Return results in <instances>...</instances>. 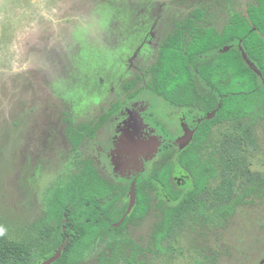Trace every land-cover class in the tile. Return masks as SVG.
<instances>
[{"label": "rangeland", "instance_id": "1", "mask_svg": "<svg viewBox=\"0 0 264 264\" xmlns=\"http://www.w3.org/2000/svg\"><path fill=\"white\" fill-rule=\"evenodd\" d=\"M254 2L0 0V227L6 229L0 241L38 243L47 198L71 169L67 112L75 122L94 119L108 106L132 62L154 59L156 43L146 48L142 40L150 25L141 31L135 23L144 7L157 22L162 11L173 20L201 7L222 28L233 12L245 13ZM137 32L140 37L133 35ZM106 73L114 74V80L101 78ZM134 108L140 111V104ZM156 112L172 127L177 124L170 114L175 111L162 101ZM131 120L118 128L119 137L124 135L112 156L114 172L126 177L141 172L146 165L137 159H152L161 144L158 136L149 135L152 131L145 133ZM208 144L204 156L218 170L206 193L209 202L232 199L236 209L224 226L182 221L154 264H264V184L245 193L258 182H253L256 175H261L256 180L264 179V118L223 123L214 128ZM88 149L96 155L99 145L91 143ZM177 171L186 186L187 176ZM214 196H220L219 202H211ZM148 230L138 226L136 236L143 239ZM99 256L94 250L76 264H125L101 262Z\"/></svg>", "mask_w": 264, "mask_h": 264}, {"label": "trees", "instance_id": "2", "mask_svg": "<svg viewBox=\"0 0 264 264\" xmlns=\"http://www.w3.org/2000/svg\"><path fill=\"white\" fill-rule=\"evenodd\" d=\"M205 12L195 8L176 36L174 31L166 37L147 80L138 73L125 81L126 98L113 101L99 123L75 122L70 114L66 116L70 172L47 198L43 228L39 239L34 237L38 243L3 237L0 264H42L60 248L62 254L52 264H76L94 250L99 251L101 262L154 264L182 221L228 223L237 203L232 199L217 205L209 202L206 193L218 170L204 154L215 126L264 118V0L252 3L247 14L233 12L222 29L193 25L184 32L185 22L190 26L201 21ZM142 93L153 98L160 95L195 118L201 113L205 116L186 143L157 119L166 141L152 157L151 167L131 184L126 178H110L84 154L82 145ZM169 137L177 139L176 143L168 141ZM178 168L188 174L186 186L175 179ZM260 176L254 177L253 182H258L247 187L246 194L264 184V179L256 180ZM133 187L135 202L129 210ZM219 197L211 202H219ZM239 200L243 203L242 196ZM141 225L149 229L143 239L136 236Z\"/></svg>", "mask_w": 264, "mask_h": 264}, {"label": "flooded vegetation", "instance_id": "3", "mask_svg": "<svg viewBox=\"0 0 264 264\" xmlns=\"http://www.w3.org/2000/svg\"><path fill=\"white\" fill-rule=\"evenodd\" d=\"M163 1L164 0H161V3ZM168 1H171V0H168ZM145 8L146 7H144V11L141 12L139 19L135 23H136V26L139 27V30L141 31L145 29V27L150 25V30L148 31L144 30L145 37L142 40H144L145 43L143 44V46H146V48L149 46L150 42L153 41L156 43L154 59L150 60V58L148 57V58H144L145 60L138 61L137 63H134L133 61L132 62L133 64L130 66V73L127 76L122 77L121 82L119 84L120 86L118 90L114 92V94L112 95L108 106L103 107L102 110L100 111V114L94 119L82 121V122L94 121L95 123H99L101 121L100 120L101 117L103 116V114H105V112L108 110L109 106L112 104L113 101H115L118 98H123V99L126 98L128 93H126L122 87L125 81L135 78V76L138 73H142L144 76V80H147L148 69L158 60V56L162 50V44L166 40V37L171 35L174 31H175L174 36H176V31L179 30L178 28L181 26V24L187 18L193 16V13H192L193 10H192L178 17H173L171 18L173 20H170L167 18L168 16L166 12L162 11V14L160 15V19L157 22V21H152V16L155 19V14L152 15L151 11H148V12L145 11ZM244 14H247V11ZM172 15L173 14H170L169 16H172ZM213 19L214 17H212V15L206 11L205 18L203 20L192 22L190 26H188V22H185L184 32L192 29L193 25L195 26L203 25L204 27L215 26L216 28H218L215 25ZM132 27H135V26H132ZM219 29H222V28H219ZM131 30L133 31V28ZM133 35H135L136 37H140V32H137ZM103 76H108L111 81H113L115 77L114 74L112 73L101 74V78H103ZM159 101H162L165 105L168 106V108H170L172 111H175L173 113H170L171 116L177 117V124L174 127L171 126V124L169 123L166 117L164 118L156 112V106H157V103H159ZM147 103H149L148 108H146ZM135 104H140V107H141L140 111L134 108ZM68 114L70 113L67 112V115ZM193 115H194L193 113L187 110H182V109H179L177 106H172L170 102H168L164 97L162 98L160 95L153 98L152 96L150 97V94L148 93H142L138 95L137 97H135L133 100H129L124 108L120 109L119 112H116L114 117L110 118L105 124H103L98 130L96 137L85 139L82 145V149L84 151V154L88 156L89 158H91L92 160H94L98 167H102L103 171L107 172V175L110 178H119V177L126 178L130 181L131 184H133L134 182H136V180L138 181L139 179L138 175H140L141 173H143L144 171L148 170L151 167L153 159H150V158H148L147 160L146 159L142 160L141 158L137 159L138 161L143 162V166L145 165L146 166L141 172L131 177H126L123 173L116 174L114 172L115 165L112 162V156H113V153L117 151L115 149L117 147L119 148V145H120L119 141L121 140L120 137L124 135V134L122 135L121 133V136L119 137L118 128L121 126L123 127L126 121H129L130 119H132L130 123H133L134 121H136L135 123L136 127H139L140 129L145 130L144 131L145 133H149L147 131H152L149 133V135L158 136V140H160V142L163 144L166 141V138L164 137V135L161 134L162 130L160 126L156 124V120L160 119L161 120L160 123L165 124L175 134H178L175 138H178L181 140V142L186 143L188 139L192 138V134L197 128V123L202 121V119L205 116V113H201V116L197 118H195ZM68 126L69 124H67V127ZM67 127H66V132H67ZM213 130L210 136L212 135ZM139 136L141 137V134ZM169 140L173 143H176L177 139H173L172 137H169L168 141ZM91 143H95L96 145H99V149L96 150V155L90 154L91 152L89 151L88 147ZM85 147H87V150L85 149ZM132 156L133 158H131V162H133L136 159L134 155ZM115 163H116V160H115ZM178 170H181L185 174V176H187V181L189 183L188 174L183 169L178 168ZM177 173L178 171L176 170L175 179L179 182L180 175H178Z\"/></svg>", "mask_w": 264, "mask_h": 264}, {"label": "water", "instance_id": "4", "mask_svg": "<svg viewBox=\"0 0 264 264\" xmlns=\"http://www.w3.org/2000/svg\"><path fill=\"white\" fill-rule=\"evenodd\" d=\"M135 202V192H134V187H133V191H132V201H131V205L129 210H131L133 204ZM62 254V249L60 248L59 251L53 255L52 257L46 259L42 264H52L53 262H55L56 260H58L60 258Z\"/></svg>", "mask_w": 264, "mask_h": 264}, {"label": "clouds", "instance_id": "5", "mask_svg": "<svg viewBox=\"0 0 264 264\" xmlns=\"http://www.w3.org/2000/svg\"><path fill=\"white\" fill-rule=\"evenodd\" d=\"M6 229L4 227H0V236L5 235Z\"/></svg>", "mask_w": 264, "mask_h": 264}]
</instances>
